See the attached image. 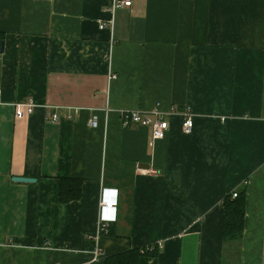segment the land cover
Segmentation results:
<instances>
[{"label":"crops","instance_id":"1","mask_svg":"<svg viewBox=\"0 0 264 264\" xmlns=\"http://www.w3.org/2000/svg\"><path fill=\"white\" fill-rule=\"evenodd\" d=\"M113 2L0 0V264L151 245L139 264H264V0H132L112 16ZM155 108L162 140L122 123ZM62 178L82 180L80 200L60 202ZM104 189L117 220L96 240ZM243 189L244 234L224 245L222 201Z\"/></svg>","mask_w":264,"mask_h":264},{"label":"built area","instance_id":"2","mask_svg":"<svg viewBox=\"0 0 264 264\" xmlns=\"http://www.w3.org/2000/svg\"><path fill=\"white\" fill-rule=\"evenodd\" d=\"M132 5V0H114L112 7L110 8L111 15L113 16L114 12L119 8H126ZM113 18L109 22V25L112 26ZM107 25H100V29L106 28ZM117 76L110 73L109 80L116 79ZM15 110V118L17 120H23L27 116H30L34 113L35 109L38 105L33 100H28L26 102H20L13 105ZM176 112V108L173 107L171 109V113ZM79 114V110H74L72 113H68L66 118L72 119L74 116ZM122 123L125 127L131 125L142 126L146 128H150L152 130V139L151 144L158 140H162L166 137L167 133L170 130L171 124L169 121L165 120L163 114L158 108H155L150 113H144L142 111H125L122 114ZM182 131L184 134H191L194 129V114L190 110L184 111L182 114ZM53 123H59L61 121V117L58 113H49L47 114V118ZM97 117H93L89 120L88 125L92 128L98 127ZM117 190H109L104 189L101 195L100 202V224L98 227V232L95 236L96 240L99 239L101 234L107 233L108 226L110 223L115 222L117 220L116 210L117 205H113L117 202ZM237 197V192L233 193V198ZM159 247V246H158ZM160 248V247H159ZM148 250H154V246L151 245L147 247ZM101 257V251L96 247L94 250V261L96 262Z\"/></svg>","mask_w":264,"mask_h":264},{"label":"trees","instance_id":"3","mask_svg":"<svg viewBox=\"0 0 264 264\" xmlns=\"http://www.w3.org/2000/svg\"><path fill=\"white\" fill-rule=\"evenodd\" d=\"M4 35L0 34V42ZM82 196V180L75 178H62L59 188V200L61 203H70L80 200ZM118 205V199H117ZM224 208L223 240L224 245L239 244L244 234L246 218V190L237 192V197L233 194L227 195L222 201ZM158 245H154V250L147 247L136 248L122 253L110 255L105 258V264H139L140 259L146 256H157Z\"/></svg>","mask_w":264,"mask_h":264},{"label":"water","instance_id":"4","mask_svg":"<svg viewBox=\"0 0 264 264\" xmlns=\"http://www.w3.org/2000/svg\"><path fill=\"white\" fill-rule=\"evenodd\" d=\"M14 182H21V183H36V179L33 178H25V177H14Z\"/></svg>","mask_w":264,"mask_h":264},{"label":"clouds","instance_id":"5","mask_svg":"<svg viewBox=\"0 0 264 264\" xmlns=\"http://www.w3.org/2000/svg\"><path fill=\"white\" fill-rule=\"evenodd\" d=\"M113 205H115V206H116V205H117V202H116V203H114Z\"/></svg>","mask_w":264,"mask_h":264},{"label":"rangeland","instance_id":"6","mask_svg":"<svg viewBox=\"0 0 264 264\" xmlns=\"http://www.w3.org/2000/svg\"><path fill=\"white\" fill-rule=\"evenodd\" d=\"M242 189V188H241Z\"/></svg>","mask_w":264,"mask_h":264}]
</instances>
